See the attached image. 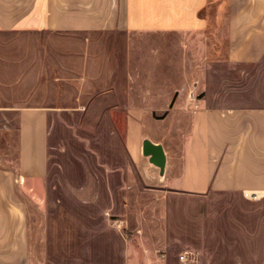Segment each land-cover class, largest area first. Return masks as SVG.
Instances as JSON below:
<instances>
[{
  "label": "crops",
  "instance_id": "1",
  "mask_svg": "<svg viewBox=\"0 0 264 264\" xmlns=\"http://www.w3.org/2000/svg\"><path fill=\"white\" fill-rule=\"evenodd\" d=\"M224 3L227 40L224 59L218 61L216 43L211 50L206 42V14L211 9L219 16L223 7L211 0H0V42H18L15 56L1 55L0 95L28 96L18 97L13 106L0 105V110L18 112V165L16 170L0 167V264H33L28 207L22 196L48 212L55 188L49 179L52 113L77 109L65 105L70 95L75 101L110 90L123 96L121 109L135 111L131 95L137 79L173 77L180 80L176 89L164 82L150 83L154 90L143 91L151 106L145 109H155L149 96L161 88L178 96L176 110L192 112L190 133L174 151L150 139L164 146L163 177L143 156L140 121L130 116L126 133L133 162L140 166L145 159L157 171L141 170L144 179L180 196L172 201L180 226L175 237L173 232L164 237L176 238L181 247L196 252V264H264V0ZM174 36L180 41L172 42ZM9 61L20 64L19 69L8 70ZM29 63L31 71L26 72ZM172 63L175 72L168 74L165 66ZM58 100L64 105L58 106ZM208 194L241 198L253 206L240 214L209 216L207 222L193 216L194 225L186 230V201L199 202L186 197ZM97 222L90 225L87 216L79 232L74 233L73 226L63 228L70 235L68 252L80 248L81 264H177L172 253L154 262L153 254L138 253L128 245L117 256L112 250L107 253V235L124 240L120 228H127L130 220L124 212L114 221L121 224L118 227L107 218ZM46 235L52 251V237L61 239L62 232L50 225Z\"/></svg>",
  "mask_w": 264,
  "mask_h": 264
},
{
  "label": "rangeland",
  "instance_id": "2",
  "mask_svg": "<svg viewBox=\"0 0 264 264\" xmlns=\"http://www.w3.org/2000/svg\"><path fill=\"white\" fill-rule=\"evenodd\" d=\"M211 1L223 7L219 16L211 9L206 14L210 18L206 42H210L211 50L216 43L219 61L224 59V42L227 40L226 4L225 0ZM169 39L172 42L180 41L175 36ZM17 43L0 42V61L1 55L10 54V58L16 55ZM18 65L20 64L15 61H9L8 70L15 72L19 69ZM25 68L26 72L31 71V64H27ZM175 68L174 63L167 64L164 71L172 74ZM168 79H137L131 95L134 101L131 106L138 108L135 111L121 109L123 105L120 104V100L123 96L110 90L78 96L75 101L76 96L68 95L71 100L65 105L78 108L60 109L52 113L50 142L53 149L50 151L49 179L51 178L50 184H54L55 188L50 192L48 212L43 211L28 196H22L28 207L33 264H81L80 248L72 249V253L68 252L71 247L70 235H65L63 228L73 226L74 233L79 232L81 222L86 220L87 216L90 225H95L97 221L103 224L104 218H107L112 225L118 227L121 224L114 221L120 219L124 212L130 220L127 228L124 226L120 228L124 240L122 238L118 240L113 233L108 234L111 243L107 247V253L112 250L117 256L118 250L128 245L138 253L153 254L154 262L172 253L173 261L179 264L180 256L186 251H191L181 247L176 238L164 237L166 232H173L175 237L177 226H180L177 219L178 208L175 203L172 204V201L175 202L180 196L153 186L144 179L141 170L144 172V169L148 168L150 172L157 171L150 167L145 159L140 166L134 163L126 146L127 122L130 116L142 124L143 139L161 142L169 151H174L187 139L192 125V112L175 109L177 95L157 88L159 94L149 96L155 101L153 105L155 109H145L151 106L145 103L144 92L146 89L154 90L148 84L169 82L171 88L177 82L180 83L175 77ZM7 81L10 83L14 81V84L16 82L10 79ZM171 89H176V86ZM186 94L185 97L188 99L189 94ZM196 96L201 98L203 95ZM18 97L22 99L28 96H17L15 92L8 96L0 95V105L13 106L17 103ZM1 99H4V102H1ZM57 105L64 104L58 100ZM17 165L18 112L0 110V167L16 170ZM145 176L150 179L149 172H146ZM188 199L199 202L192 205L186 201L182 212L186 230L193 227L194 223L190 219L193 216L199 218L203 216L206 218L204 222H207L209 216L240 214L241 210L253 206L241 198L215 194L186 197V200ZM200 224L196 223L197 226ZM50 225L56 228L58 226L62 232L61 239L58 236L52 237V251L48 250L46 245V231ZM94 239L93 245L96 247ZM88 257V261L91 262L92 255Z\"/></svg>",
  "mask_w": 264,
  "mask_h": 264
},
{
  "label": "water",
  "instance_id": "3",
  "mask_svg": "<svg viewBox=\"0 0 264 264\" xmlns=\"http://www.w3.org/2000/svg\"><path fill=\"white\" fill-rule=\"evenodd\" d=\"M143 156L149 159L151 165L155 166L160 171V176L163 177L166 170L167 155L162 144H156L146 138L142 144Z\"/></svg>",
  "mask_w": 264,
  "mask_h": 264
},
{
  "label": "built area",
  "instance_id": "4",
  "mask_svg": "<svg viewBox=\"0 0 264 264\" xmlns=\"http://www.w3.org/2000/svg\"><path fill=\"white\" fill-rule=\"evenodd\" d=\"M247 197H250L251 199H257L258 196L257 195H252L249 196L248 194H246ZM180 262L182 264H196L197 263V256L195 253L193 252H184L181 256H180Z\"/></svg>",
  "mask_w": 264,
  "mask_h": 264
},
{
  "label": "trees",
  "instance_id": "5",
  "mask_svg": "<svg viewBox=\"0 0 264 264\" xmlns=\"http://www.w3.org/2000/svg\"><path fill=\"white\" fill-rule=\"evenodd\" d=\"M210 4H211V2H210Z\"/></svg>",
  "mask_w": 264,
  "mask_h": 264
}]
</instances>
